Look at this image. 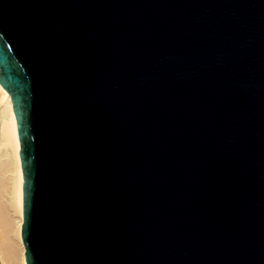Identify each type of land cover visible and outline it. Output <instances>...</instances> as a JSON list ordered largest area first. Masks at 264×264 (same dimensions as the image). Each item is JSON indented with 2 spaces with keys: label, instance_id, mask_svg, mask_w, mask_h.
Instances as JSON below:
<instances>
[{
  "label": "water",
  "instance_id": "95a60500",
  "mask_svg": "<svg viewBox=\"0 0 264 264\" xmlns=\"http://www.w3.org/2000/svg\"><path fill=\"white\" fill-rule=\"evenodd\" d=\"M27 264H264V0H0Z\"/></svg>",
  "mask_w": 264,
  "mask_h": 264
},
{
  "label": "bare ground",
  "instance_id": "6f19581e",
  "mask_svg": "<svg viewBox=\"0 0 264 264\" xmlns=\"http://www.w3.org/2000/svg\"><path fill=\"white\" fill-rule=\"evenodd\" d=\"M17 120L0 83V264H27L21 236L23 174Z\"/></svg>",
  "mask_w": 264,
  "mask_h": 264
}]
</instances>
